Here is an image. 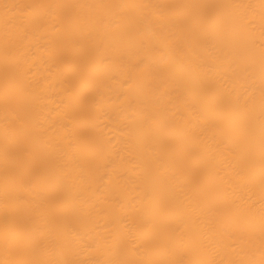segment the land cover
I'll use <instances>...</instances> for the list:
<instances>
[{
  "label": "bare ground",
  "instance_id": "6f19581e",
  "mask_svg": "<svg viewBox=\"0 0 264 264\" xmlns=\"http://www.w3.org/2000/svg\"><path fill=\"white\" fill-rule=\"evenodd\" d=\"M0 264H264V0H0Z\"/></svg>",
  "mask_w": 264,
  "mask_h": 264
}]
</instances>
